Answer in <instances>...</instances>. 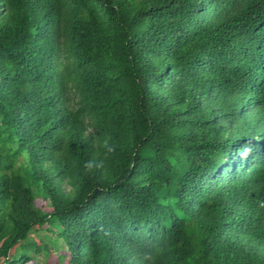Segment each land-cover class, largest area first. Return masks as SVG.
I'll list each match as a JSON object with an SVG mask.
<instances>
[{
	"label": "trees",
	"instance_id": "1",
	"mask_svg": "<svg viewBox=\"0 0 264 264\" xmlns=\"http://www.w3.org/2000/svg\"><path fill=\"white\" fill-rule=\"evenodd\" d=\"M57 1L59 62L0 0V264H264L206 198L224 135L264 119L228 42L264 0Z\"/></svg>",
	"mask_w": 264,
	"mask_h": 264
},
{
	"label": "clouds",
	"instance_id": "2",
	"mask_svg": "<svg viewBox=\"0 0 264 264\" xmlns=\"http://www.w3.org/2000/svg\"><path fill=\"white\" fill-rule=\"evenodd\" d=\"M25 0L28 19L26 36L31 48L46 54L52 60L60 61L63 50L60 42L64 29L58 12L57 0ZM244 0L237 1L240 9L248 8ZM250 26L233 32L230 47L241 61L246 93L241 96L246 106L254 105L264 115V97L260 87L264 85V11L251 16ZM248 25V24H247ZM259 54L261 61L257 64ZM253 62V63H252ZM236 109L239 110V107ZM229 120H226V125ZM228 144L217 153L207 169L208 201L218 206L223 216L235 222L244 242L257 245L255 257L264 259V119L235 128L224 135ZM115 251V250H114Z\"/></svg>",
	"mask_w": 264,
	"mask_h": 264
},
{
	"label": "rangeland",
	"instance_id": "3",
	"mask_svg": "<svg viewBox=\"0 0 264 264\" xmlns=\"http://www.w3.org/2000/svg\"><path fill=\"white\" fill-rule=\"evenodd\" d=\"M37 205L39 206V207H44V203H43V201H41V200H37ZM49 209V208H48ZM41 257V256H40ZM46 257H42L41 258V260H44ZM56 257H55V255L53 256H49V258H47V261L49 262V263H51V264H54V262H56ZM61 264H67V260L66 259H64V261H62L61 262Z\"/></svg>",
	"mask_w": 264,
	"mask_h": 264
}]
</instances>
